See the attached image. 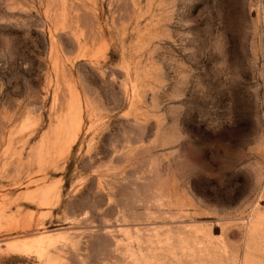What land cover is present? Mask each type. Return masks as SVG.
<instances>
[{"label":"rangeland","instance_id":"1","mask_svg":"<svg viewBox=\"0 0 264 264\" xmlns=\"http://www.w3.org/2000/svg\"><path fill=\"white\" fill-rule=\"evenodd\" d=\"M0 264H264V0H0Z\"/></svg>","mask_w":264,"mask_h":264}]
</instances>
